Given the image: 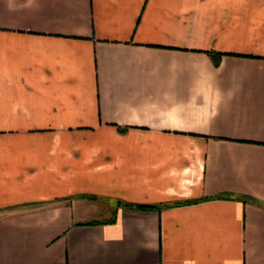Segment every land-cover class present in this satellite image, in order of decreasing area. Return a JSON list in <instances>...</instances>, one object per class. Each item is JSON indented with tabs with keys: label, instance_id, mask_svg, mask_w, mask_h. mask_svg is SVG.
Instances as JSON below:
<instances>
[{
	"label": "crops",
	"instance_id": "0c3cea01",
	"mask_svg": "<svg viewBox=\"0 0 264 264\" xmlns=\"http://www.w3.org/2000/svg\"><path fill=\"white\" fill-rule=\"evenodd\" d=\"M0 264H264V0H0Z\"/></svg>",
	"mask_w": 264,
	"mask_h": 264
},
{
	"label": "trees",
	"instance_id": "16d2710c",
	"mask_svg": "<svg viewBox=\"0 0 264 264\" xmlns=\"http://www.w3.org/2000/svg\"><path fill=\"white\" fill-rule=\"evenodd\" d=\"M199 200H200V199L187 200V201L183 202V204L196 203V202H198ZM128 206H130V207H132V208H138V209H150V208H156V207H157V205L133 204V203L128 204Z\"/></svg>",
	"mask_w": 264,
	"mask_h": 264
}]
</instances>
